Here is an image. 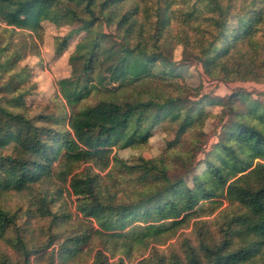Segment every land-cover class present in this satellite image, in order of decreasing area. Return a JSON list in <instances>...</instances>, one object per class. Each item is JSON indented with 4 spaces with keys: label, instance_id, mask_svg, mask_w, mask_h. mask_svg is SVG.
<instances>
[{
    "label": "trees",
    "instance_id": "obj_1",
    "mask_svg": "<svg viewBox=\"0 0 264 264\" xmlns=\"http://www.w3.org/2000/svg\"><path fill=\"white\" fill-rule=\"evenodd\" d=\"M43 23L76 26L59 53L83 33L55 94L74 108L90 95L96 102L74 110L65 130L24 104L20 62L37 54ZM177 46L210 80L264 84V0H0V264H126L117 256L140 249L149 252L135 264H264V99L238 90L207 101L224 112L201 174L194 138L180 177L163 158L116 154L144 144L151 119L166 123L171 144L201 133L206 97L195 101L200 89L174 81L179 68L166 55ZM180 111L178 123L169 119ZM61 188L75 199L73 217L57 204ZM8 194L25 196V207L6 203ZM208 203L218 210L212 226L198 220ZM33 219L46 225L35 233ZM193 220L194 242L158 248Z\"/></svg>",
    "mask_w": 264,
    "mask_h": 264
},
{
    "label": "rangeland",
    "instance_id": "obj_2",
    "mask_svg": "<svg viewBox=\"0 0 264 264\" xmlns=\"http://www.w3.org/2000/svg\"><path fill=\"white\" fill-rule=\"evenodd\" d=\"M176 3H182L187 0H175ZM174 9H178L177 6ZM235 19L231 22L234 23ZM178 25V24H177ZM175 23L172 24L173 33H176L178 27ZM43 34L40 38H36L35 42L37 44V54H27L23 61L20 62L21 66H26L29 71L28 80L25 83L26 88L30 89V95L24 99L25 107L29 109L30 116H34L39 113H47L51 115L52 121L61 119L62 122L58 126L60 129H66V121L68 116L76 109L86 106L93 105L96 102V97L90 95L86 97L79 106L76 108L70 107L65 103H60L56 98V84L59 80L65 79L70 76L71 68L68 63V57L73 51L74 45L82 37L83 33H75L66 43L63 51L60 53L57 51V46L62 44L64 37L69 33V31L76 26H62L56 27L50 23H43ZM105 32H108L104 28ZM18 38L15 39L17 41ZM168 62L176 63V67L179 69L176 74L181 75V77H176L174 81H177L181 85H185L188 89L194 90L200 89L199 97L192 98L195 101L199 100L201 97H206L201 104L198 105L202 108L207 118L201 129V133L197 135L196 133H185L181 137V144H171L174 141V135H169L166 132L165 124H154L153 119L149 123V132L146 142L140 146L134 148H128L124 150L116 151L119 158L127 160L129 162L134 161L137 158L153 159V158H163L165 164L168 167L169 177H180L184 175V168L182 167L181 157L186 150L188 141L194 138L197 141L198 150L190 152L191 159L195 162L198 169L195 174H201L204 172V159L205 154L211 150L212 145L217 141V135L220 131L222 123L220 122V116L223 114L224 109L220 105H209L208 100L222 99L226 96L234 93L238 90H244L253 95L254 98H259L263 100L264 98L260 96L264 92V84H258L253 82H231L222 83L220 81H214L206 78L202 72L199 62L191 57L189 60L182 58V47H175L168 55H166ZM184 116L183 112H175L170 115L169 119L174 123H178ZM195 146V145H194ZM187 154L185 155V159ZM183 160V159H182ZM139 175V173L137 174ZM134 175L133 182L135 183ZM193 175V174H192ZM119 183L128 186L131 184V180L127 177H122V175H116ZM192 179L187 178L186 183L191 186ZM62 193L57 201L58 206H62L65 212H69L74 216V197L69 196L63 188H61ZM6 203L12 206H22L25 207L24 203L26 201L25 196L11 195L5 196ZM226 206V202L223 203V207ZM222 207V208H223ZM215 206L211 204H204L201 210L198 211L199 215L203 217L198 219L202 221L209 222L207 225L212 226L215 216L218 210L214 211ZM211 212L213 215L209 216ZM197 220H193L189 227L180 229L176 232L173 239L169 241L164 246H159L160 250L174 249L175 252L180 251V242L183 238H189L192 242L196 238L194 236L193 224ZM192 224V225H191ZM46 223L41 222L37 219L30 221V227L33 232H37L38 228L45 226ZM211 228V227H208ZM149 251L144 252L143 250H135L131 257H124L123 254H119L117 258H122L125 260L126 264H135L142 257L147 256ZM81 262V261H79Z\"/></svg>",
    "mask_w": 264,
    "mask_h": 264
}]
</instances>
